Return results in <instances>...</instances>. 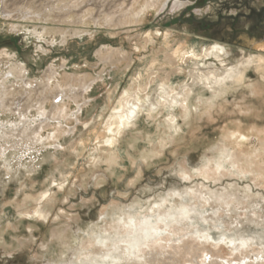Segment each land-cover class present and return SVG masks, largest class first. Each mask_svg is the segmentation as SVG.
Listing matches in <instances>:
<instances>
[{
    "label": "rangeland",
    "instance_id": "obj_1",
    "mask_svg": "<svg viewBox=\"0 0 264 264\" xmlns=\"http://www.w3.org/2000/svg\"><path fill=\"white\" fill-rule=\"evenodd\" d=\"M105 1L120 10L121 21L99 14L106 5L99 10L83 0H28L9 16L0 2V264H175L177 252V264L261 260L264 75L258 61L224 94L198 78L192 61L182 63L171 97L160 80L140 89L136 79L146 77L149 52L142 46L152 31L157 48L166 31L201 50L226 42L227 56L199 63L206 74L221 60L229 68L264 53L238 39L249 27L251 37L264 38V0H167L126 21L129 5L137 11L144 0ZM83 82L90 84L84 95H64ZM128 87L133 90L122 94ZM185 87L195 92L191 113L177 109L176 129L168 120L171 106L160 108L158 100L171 101ZM21 98L22 104L33 99L25 116L17 107ZM36 98H44L48 116ZM135 104L145 107L110 148L105 139L113 115ZM35 127L41 139L32 141L25 133ZM236 129L248 141L234 139ZM233 154L242 159L240 169ZM237 241L246 244L239 249Z\"/></svg>",
    "mask_w": 264,
    "mask_h": 264
},
{
    "label": "bare ground",
    "instance_id": "obj_2",
    "mask_svg": "<svg viewBox=\"0 0 264 264\" xmlns=\"http://www.w3.org/2000/svg\"><path fill=\"white\" fill-rule=\"evenodd\" d=\"M27 1L28 0H0V2L3 5V10H4L3 12L7 13V16L11 15V12H10L11 10H9L11 8L13 9L15 7H18L20 11H23L24 7H26L25 3ZM53 1L55 3L56 1H59V0H53ZM166 1L167 0H144L143 5H141L139 10H137V11H136L135 6L133 4H131V5H129V6H131L130 7V11H128L125 15H123V18L125 16L124 20L126 21L127 16L130 15V14H134V16L137 17L140 14H143V13L147 12V10L149 8H151V10H152V8L157 10ZM104 2H106V1L105 0H91L90 2L88 1V3H87V2H85L83 0V4L86 3L87 5L84 4L82 6H90L91 5V6L96 7L97 9L100 10L101 8H103L106 5V4L104 5ZM112 4H113V2H112ZM116 4H117V1H116ZM48 5H49V3L45 4V6H48ZM68 5H69V3H68ZM113 6L111 4H107L104 10H100L101 12L99 14H101L104 17H108V20H110V21H121L122 16L120 14V10H118V9L115 10V8L112 9ZM117 6H116V8H117ZM121 7L123 8L124 6H121ZM81 9H80V11H81ZM119 9H121V8H119ZM85 11H87V10H85ZM12 12H13V10H12ZM81 12H83V11H81ZM81 12H78V14L81 13ZM145 15H146V13H145ZM83 16H84V14H83ZM123 24H125V22ZM249 28L244 30V31H242V32H247L248 33V40L240 39L242 41L241 44L243 45V47H247L250 50H261V51H263L264 50V38L259 40L256 37H251ZM157 32H159V30ZM225 34H226V32H225ZM161 36H163V40H162L163 41L162 42L163 46L161 48H157V46H156V40H157L158 36L154 35L153 31L148 34L146 43L142 46L143 50H145L146 52L147 51L149 52V55L147 56L149 58V60H148L149 65H148V67H147V69L145 71L146 72V77L144 76L145 74L143 75V73L139 72L140 74L139 75L137 74L138 77H137L136 81L140 82V86H139L140 89H142V88L145 89L144 86H146L147 83H151V82L155 83V81L160 80L162 82L161 83L162 85H167L168 86L169 90L166 91L165 93L169 97H171L170 93L175 90V88H173L175 85L172 86L173 79L177 75H180L185 70V68L182 67V63L187 64L189 61H192V62H194L195 64L198 65V67H195V70L198 72V78L200 80H206V81H209V82H213V83L217 84L218 86H220V88L222 90L224 89V87L228 86L229 82L231 84H234V83L236 84V83H241L242 81H244L245 77L248 74V71H249L248 69L250 68V64L251 63H255L256 61H258L257 62L258 63L257 64L258 70L263 69L262 72H263V75H264V64H263L264 56L262 55L264 53H262V54H255V53L252 54V53H250L251 55H249L250 57L247 59L246 64L241 62L240 66H232V67H229V68L226 66V64H224V61L221 60V67H219L217 64H215L214 65V69L213 70H209L208 74H206L199 67V63L201 62L202 65L205 66L206 60H209L211 56H214V57H216L218 59H220V57L222 55H224V54L227 56V53L229 52V49H228L227 45L225 44L226 42L222 43L220 41L218 42V40H217L211 46H209V47L206 46L205 48H203V50H201L200 48L195 46V44H197L198 42L195 43V44H192L190 42V38L181 37L180 35L175 34V32L173 33L171 31H166L164 34H161ZM199 38H201V37H199ZM105 63H106V61H105ZM107 63H110V64L115 63V59H114L112 54H111V56L107 57ZM206 65H208V64H206ZM255 66H256V64H255ZM20 69L27 70V67L23 66V67H20ZM13 70H14V68L12 69V71ZM15 71H16V69H15ZM144 78H148V81L144 82V85H143V84H141V82H142V80ZM209 82H208V84H209ZM132 84L133 83H131V85ZM89 85L90 84L88 82H83L82 84L77 86V88H74V86L71 84L69 86V90L64 89L63 93H64V95H66L68 97H72L74 95H84L86 90H88ZM236 85H239V84H236ZM133 86H134V84H133ZM148 86L149 85H147V87ZM212 86L213 85H211V87ZM228 87H230V86H228ZM132 88L133 87H128V89H125L124 93H122V94H126V95L129 94L130 89H132ZM216 89H215V91H216ZM164 90H166V89H164ZM224 92H226V91L223 90V94H224ZM136 93L137 92H135V94ZM194 94H195V92H194L193 88H190V87L186 88L185 87L184 88V93L183 94H179L178 93L177 96H175L174 98L171 99V101H168L166 98L165 99L163 98V100H161V99L158 100V104H159L160 108H165V107L167 108L168 104H169V106H171V109L169 111L170 115L168 117L169 118L168 120L174 125V128H176L175 124L177 123V112H176L177 109H179V108L183 109L184 110V115L188 117L189 114L191 113V101H192V99L194 97ZM223 94H221V95H223ZM202 95H204V94H202ZM145 96L147 97V95H145ZM150 96H151V94H150ZM123 97H124V95H123ZM123 97H121V99ZM127 97H129V96H127ZM148 98L150 99V97H147V99ZM214 98H216V96ZM139 99L141 100V96H139ZM22 100H24V99L21 98L17 102V107H21V108H19L20 109V113L25 116L28 113V109H30V107L33 106L31 104V101L33 99H31V100L29 99L27 104H22L21 103ZM35 100H36V104H37L38 108L40 109L41 114L48 116V112L45 110L46 109V105H44V103H43L44 98H36ZM143 100L144 99H142V101ZM128 101H129V99H128ZM213 101H214V99H213ZM118 102H119V100H118ZM144 102H145V100H144ZM119 103H121V102H119ZM24 106L25 107L27 106L28 108L27 109H23ZM144 107H145V105H144ZM144 107H141L140 105L135 104L132 108H129L127 111H121L118 108V110L121 111V112H119V113L117 112L116 114L113 115L112 120H114V121L111 123V125H109L110 126L109 127V131H110L111 135H109V137L106 136V137H108V139L107 138L105 139L107 146H109L110 148H115L117 146L118 137L126 130L127 127L132 125L133 121H135L139 117V115L143 111ZM150 111H151V113L154 112V110H152V109H150ZM42 121H44V120H42ZM105 127L108 128L106 125H105ZM35 128L36 129H34L31 133L29 131H27L28 133H25V136L28 137L29 140L37 141V140L41 139L39 133L36 132V131H38L37 127H35ZM178 128H180V127H178ZM105 130H107V129H105ZM32 134L35 135V137L33 139L31 137ZM230 134H231V136L234 139L238 140V142H240L242 144L245 143L246 141H248V139H249V135L246 134V133H243L240 129L231 130ZM119 138H121V137H119ZM223 158L224 157H220V159L218 160V163H217L218 165L222 164V159ZM233 160H234L233 162L237 164L238 169H240V166H241L240 164H241V160L242 159L241 158H237V156L234 155ZM248 161L250 162L251 167H252V165L255 164L253 157H251ZM187 211L188 210L186 209L185 212L187 213ZM146 223H149V222H146ZM144 229H142V230L146 232V230H144ZM235 244H236L237 248L241 249L246 244V242L245 241H239V242L237 241V242H235ZM196 247H197L196 250L200 251L201 248L198 247L197 245H196ZM180 254H181V252H177L172 257V259L175 261V264H177V262H181ZM247 264H251V263L248 262ZM254 264H264V257L262 256L261 260H256L254 262Z\"/></svg>",
    "mask_w": 264,
    "mask_h": 264
},
{
    "label": "water",
    "instance_id": "obj_3",
    "mask_svg": "<svg viewBox=\"0 0 264 264\" xmlns=\"http://www.w3.org/2000/svg\"><path fill=\"white\" fill-rule=\"evenodd\" d=\"M233 17L237 18L238 16L234 15ZM238 39L248 40V33L247 32H242L241 34L238 35Z\"/></svg>",
    "mask_w": 264,
    "mask_h": 264
},
{
    "label": "snow or ice",
    "instance_id": "obj_4",
    "mask_svg": "<svg viewBox=\"0 0 264 264\" xmlns=\"http://www.w3.org/2000/svg\"><path fill=\"white\" fill-rule=\"evenodd\" d=\"M162 223H163V221H162ZM145 246H147V245H145Z\"/></svg>",
    "mask_w": 264,
    "mask_h": 264
}]
</instances>
